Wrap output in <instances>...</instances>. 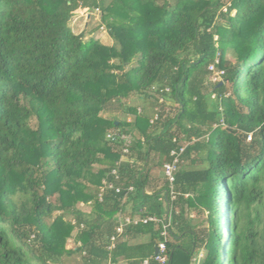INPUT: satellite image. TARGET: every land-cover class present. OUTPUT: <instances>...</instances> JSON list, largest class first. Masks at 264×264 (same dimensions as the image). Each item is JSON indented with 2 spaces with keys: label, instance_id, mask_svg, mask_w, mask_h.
Listing matches in <instances>:
<instances>
[{
  "label": "trees",
  "instance_id": "obj_1",
  "mask_svg": "<svg viewBox=\"0 0 264 264\" xmlns=\"http://www.w3.org/2000/svg\"><path fill=\"white\" fill-rule=\"evenodd\" d=\"M121 261L264 264V0H0V264Z\"/></svg>",
  "mask_w": 264,
  "mask_h": 264
},
{
  "label": "built area",
  "instance_id": "obj_2",
  "mask_svg": "<svg viewBox=\"0 0 264 264\" xmlns=\"http://www.w3.org/2000/svg\"><path fill=\"white\" fill-rule=\"evenodd\" d=\"M209 69H214L213 68V65H209ZM221 73L222 71L219 70V71H213L212 72V79L213 81H218L220 80L221 78ZM109 137V135H108ZM182 150V149H181ZM123 152L126 153L127 152V149L126 148H123ZM175 152L172 151L171 154H174ZM176 158L174 159V162H176ZM174 170H175V164L174 163H166L164 164V173L166 175V177L168 178L169 180V189H170V197L171 199H174L175 195L173 193V180H174ZM113 175L116 176L117 172L116 170H112L111 172ZM105 186H110L111 187V183H104ZM116 191H118V188H116ZM143 222V223H146V222H159L160 219L155 216V215H147V216H144V217H129V216H126L123 220L122 219H119V224L116 228V232L117 233H121L122 230H123V226L125 224H129V223H136V222ZM168 228H169V221H165L164 224H163V229L161 231V235L163 236V241L159 242L158 246H157V249H158V252L157 254L154 255V258L155 260H157L158 262L160 263H164L166 261V258H167V255H166V244H165V240L167 238V233H168ZM115 236L116 235H112L110 237V244L108 246L109 249H111L113 246H114V240H115ZM147 261L145 260L144 263H146Z\"/></svg>",
  "mask_w": 264,
  "mask_h": 264
},
{
  "label": "rangeland",
  "instance_id": "obj_3",
  "mask_svg": "<svg viewBox=\"0 0 264 264\" xmlns=\"http://www.w3.org/2000/svg\"><path fill=\"white\" fill-rule=\"evenodd\" d=\"M75 17L72 19L71 26L75 32H80L82 29L85 31V38H88L89 36H94L101 40L104 44H111L112 38L108 35L107 28L101 23L100 17H99V11L93 10V11H80L75 10ZM99 25V26H98ZM212 79V78H211ZM213 81V79H212ZM136 102V101H135ZM134 103V102H133ZM125 108V106H124ZM140 106H137V111ZM123 112L124 109H122ZM113 114L116 117H122L123 114H121V110H115L113 111ZM125 117L127 119H130V115L126 114ZM157 173H161L158 170H155ZM81 209L87 211L89 209V206H83L81 203L78 205ZM58 212V211H57ZM55 212L54 214H56ZM73 244L71 239H68L67 246H71ZM202 254H200L201 256Z\"/></svg>",
  "mask_w": 264,
  "mask_h": 264
},
{
  "label": "crops",
  "instance_id": "obj_4",
  "mask_svg": "<svg viewBox=\"0 0 264 264\" xmlns=\"http://www.w3.org/2000/svg\"><path fill=\"white\" fill-rule=\"evenodd\" d=\"M129 120V119H128ZM118 264H126L124 261L119 262Z\"/></svg>",
  "mask_w": 264,
  "mask_h": 264
},
{
  "label": "water",
  "instance_id": "obj_5",
  "mask_svg": "<svg viewBox=\"0 0 264 264\" xmlns=\"http://www.w3.org/2000/svg\"><path fill=\"white\" fill-rule=\"evenodd\" d=\"M157 251H158V249L156 248V249H155V253H157Z\"/></svg>",
  "mask_w": 264,
  "mask_h": 264
}]
</instances>
